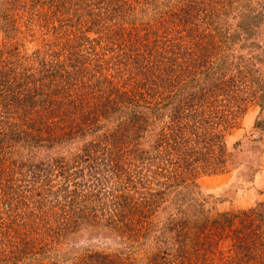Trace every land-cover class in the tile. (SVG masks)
Masks as SVG:
<instances>
[{"label": "trees", "instance_id": "trees-1", "mask_svg": "<svg viewBox=\"0 0 264 264\" xmlns=\"http://www.w3.org/2000/svg\"><path fill=\"white\" fill-rule=\"evenodd\" d=\"M14 1L0 0V18L12 23L14 25L13 30H16V18L12 13L17 8ZM154 1H160L163 4L160 5L164 7L167 5L174 6V4L181 5L182 7H177V10L176 8L173 9L172 14H178L179 12L181 14L183 11L184 15H182L181 20L186 24L194 22L195 16L199 13L198 0ZM224 1H227L224 4L229 7L224 8L221 15L229 14L235 6H242L232 0ZM84 2L88 5L91 4V0H48L46 3L50 6H59V3H63V7L69 5L71 10H69L67 16L68 19L60 20L61 25L63 23L68 25L67 22H79L80 19H83L82 16L85 13H91L90 10L85 8ZM103 3L101 0H92V5L96 7V15L93 16L95 25L103 29L109 42L113 38L111 33H119L120 30V36L116 38L123 40L119 43V50L117 49L116 52L114 51L110 55H104L106 66L103 69L109 72V77H117L122 79L123 82L119 83V86L109 83V85H106L107 87H100L103 89L104 96L100 97L101 106L98 110L94 109L93 116L89 119L90 126L88 129L93 134H97L98 130L95 129L106 124L110 126L104 129L103 134L96 135L92 138L93 140L85 143L84 147L81 148V152L73 155L75 157L73 162L77 163L76 165H78V162L85 164L88 157L90 161L97 158L92 152L93 149L99 146L104 148L100 155L101 159L89 165L91 175L88 177L92 178L94 185L88 186L89 178H84L85 174L82 173L84 168L73 166L62 155L40 159L38 162L35 161V149L40 146L51 147L52 140L55 138L53 134L56 126L49 123L53 111L47 109V105L62 106L63 102L55 101L50 97L49 83L45 91L43 90V82H36V78L31 73H18L16 68L18 62L12 59L13 56H16L14 55L15 51L12 48L7 49V44L10 41L14 42L15 37H12L11 34V36H5L6 40L7 38L9 40L5 41L6 43L4 42L5 48H0V53L5 54L3 57L0 56V104L3 107L0 117V153L2 157L4 156L5 159L10 160L8 167L0 164V264H8L7 259H2L3 256H10L11 261H15L29 256L30 253L48 251L50 247H55L57 243L66 238L69 231L77 225L82 223L94 225L95 206L103 208L100 204L103 195L111 201L110 205L114 206L112 212H107L111 213V216L106 217L104 226L109 224L114 233L122 234L125 239L132 241V243L133 241L138 242V248L144 244L143 241H140L142 236L149 242L151 239L150 243H154L153 245L160 246L158 251L151 255V261H148V264H160L161 260L165 264H179L178 261H174L177 257L186 259L181 263L195 264L193 259L189 257V248L190 251H193L192 256L194 254H197L195 256L197 258L209 256L212 254L210 248L213 245V241L210 240L211 236L225 228H229V231L235 234L237 243L235 254L223 259L222 262L226 260L224 264H264L263 202L248 210H239V213L225 215L218 221L215 219L205 221V218L200 217L198 213H192V210H186L185 205H183L180 207L181 216L178 218L180 220L175 219L174 215L171 216L168 224L165 227L158 228L159 233L157 235L153 234L151 237V230L155 228L152 224L153 207L159 205L160 202L156 195L161 192H157L155 183L150 184L144 173L136 181L139 186L131 181L130 173L132 174L144 168L141 163L145 160V153L140 150L141 154H137L138 150L132 148V145L133 143L138 145L142 139L148 140L149 137H152L153 128L156 127L154 122L155 112L157 111L156 104L160 105L159 100L152 99L149 102L146 94L152 95L156 90L152 93L154 85L150 82L145 83L141 79L147 78L149 71L152 74L156 72L163 73V69L162 67L159 69L157 66L160 60L152 61L151 54L146 58L145 53L140 52V47L146 43L135 46L132 43V41H135L132 31L124 25L116 26L114 19L122 16L119 1L116 0V2L100 8ZM201 11L206 14V7H203ZM132 12L128 9L127 14ZM238 16L240 22L237 24L243 29L244 35L248 39H255V41H250L253 49L247 55L245 61L250 64L247 67L248 70L255 68L257 77L249 78L248 75H245L244 78L241 76L227 78L224 77L223 71H219L218 75L214 76L215 78H211L213 86L218 84L219 89L222 88V84L227 87L231 86V93H238L232 96L235 109L231 108V116L246 109V106L251 102L264 109V78H262L264 76V31L261 29L264 26V5H260V9H257V7L248 4L247 8L245 7L243 11H240ZM257 19H260L258 25ZM90 20L92 22V18ZM195 23L190 27L192 30L197 27L200 29L201 33L197 32V35L203 44L198 48L203 49V53H205L206 47L218 41L222 32L216 29L212 19L202 22V25L204 24L203 29L200 26L201 22ZM259 24L260 27H258ZM256 28H258V31H256ZM202 39H205V42ZM220 47L215 46L216 49ZM9 56L11 57L9 58ZM23 58L25 60V57ZM181 65L178 64V70ZM221 65L225 67L224 64L221 63ZM26 67L29 69L34 68L30 62ZM74 67L77 68L71 75L75 77L80 86L82 84L88 88L90 83L85 75L89 73L91 67L87 63H79ZM97 69L101 70L102 65H98ZM38 70L41 71V68ZM56 72L57 69L49 72L48 66L45 67L44 73L51 80L54 81L59 76H63V81L69 79L66 75H60ZM30 78L32 81H30ZM133 78L139 81L134 82ZM97 79V84L102 81L105 82L103 78ZM123 84L125 86L129 85V88L134 90L120 91L119 88H123ZM223 91L227 92L226 90ZM112 94H116V97L112 98ZM43 95L45 96L44 99ZM181 102H183L182 99ZM121 103H132L140 107L141 110L135 112L125 110L123 116H117L116 111H122L119 106ZM178 104H180V101H178ZM179 106L175 113H171L170 123H162L160 129L154 135L153 141L159 148L156 153L159 158L154 156L156 162L153 157L150 158L154 162H147L145 168H148L147 170L150 172L152 169L154 173L159 175L164 174L165 179L167 178L165 175L178 178L182 172H195V168H203L204 170H201L205 172L210 169H223L227 165L224 158L215 159V156L218 154L220 156L224 152L222 131L216 129L208 131L205 128L209 122L207 117L201 118L200 115H192L186 111L185 107ZM236 109H238L237 112H234ZM225 112H227L225 109L220 111L219 116H217L219 120L227 114ZM57 113L58 115H66L64 111L59 112L58 110ZM131 113L134 114L131 115ZM40 115L43 116L39 118ZM121 117L122 119H120ZM187 119L192 120L191 124ZM112 124L114 125L111 126ZM189 127L196 129L197 137L201 136L199 139L197 138V142L203 144L200 151L186 143L187 141L185 142L183 138L185 128ZM20 142H24V150L29 153L27 158L30 161L28 163V160L11 159L6 153L11 148H19ZM217 147L219 151L214 150ZM221 147L223 150H221ZM148 155H151V153ZM74 167L75 170H73ZM77 177L79 179L74 180ZM58 179H62V183L55 187L54 183ZM130 182H132L131 185H129ZM124 186H130V191H124ZM35 192H39L38 197L42 201L33 200L32 205L35 206L29 207L28 198L30 195L33 196ZM161 195L160 198H162ZM35 217L36 219L38 217V220L44 219V224L51 226H44L47 229L42 230L34 225L37 224ZM19 219L22 220V223ZM235 221H239L241 226L234 227L233 223ZM212 227L217 230L214 232ZM208 231H210V235ZM149 242L147 245H149ZM162 244L166 246L164 247ZM121 252L122 254L125 253L123 250ZM164 253L168 257H163ZM87 254V257L93 258L94 261L97 260V264H133V260L129 259L128 256L122 258L117 257L115 254L111 255L110 258H104L106 254L101 252L94 254L89 251ZM122 260L123 263H121ZM81 262L80 258L77 264Z\"/></svg>", "mask_w": 264, "mask_h": 264}, {"label": "rangeland", "instance_id": "rangeland-1", "mask_svg": "<svg viewBox=\"0 0 264 264\" xmlns=\"http://www.w3.org/2000/svg\"><path fill=\"white\" fill-rule=\"evenodd\" d=\"M47 1L15 0L14 3L17 8L12 13L16 18L17 29L13 30L14 25L12 23L0 18V48H5V43L9 40L8 38L6 40L5 36L8 37L7 35L11 34L12 37H15L14 42L10 41L7 44V49L12 48L15 51L14 55L16 56H13L12 59L18 62L16 66L18 73H31L36 78V82H43V90L45 91L49 83L50 97L55 101L63 102L62 106L47 105V109L53 111L49 123L56 126L57 129L55 127L53 134L55 138L52 140L51 147L40 146L35 149V161L38 162L40 159L62 155L73 166L84 168L82 171L85 174L84 178H89L88 176L91 175L89 165L101 159L100 155L104 148L99 146L93 149L92 152L97 158L90 161L88 157L85 164L78 162V165H76L77 163L73 162L75 160L73 155L81 152V148L84 147L85 143L93 140L92 138L96 135L103 134L104 129L110 126L106 124L95 129L98 130L97 134H93L88 129L90 126L89 119L93 116L94 109L98 110L101 106L100 97L104 96L103 89L100 87H107L106 85H109V83L119 86V83L123 82L122 79L117 77H109V72L103 69L106 66L104 55H110L120 49L119 43L123 40L116 37L120 36L121 30L119 33H111L110 31L113 38H111L112 42H109L103 29L94 23L93 16L96 15V7L92 5V0L90 5L84 2L85 8L90 10L91 13H85L82 16L83 19H80L79 22H67L68 25H64L63 22V25H61V21L68 19L67 16L69 10H71L69 5L63 7V3H59V6H50L46 3ZM118 1L122 16L114 19L116 26L124 25L132 31L135 39L132 43L135 46L146 43L140 47V52H144L146 58L151 54L152 61L160 60L161 63L159 61L157 66L159 69L161 67L163 69V73L156 72L152 74L149 71L148 77L141 79L145 83L150 82L154 85L152 93L156 90L152 95L146 94L149 102L152 99L159 100L160 105L156 104L157 111L154 116L156 127L153 128L152 137H149L148 140L142 139L138 145L135 143L132 145V148L138 150V152L136 151L137 154H141L140 150H142L146 157L141 163L144 168L132 174L130 173L131 181L139 186L136 181L144 173L150 184L155 183L157 192H161L156 195L160 202L159 205L153 207L152 224L155 228L151 230V237L153 234L157 235L159 233L158 228L165 227L168 224L171 216L174 215L175 219H178L181 216L180 207L183 205H185L186 210H192V213H198L200 217L205 218V221H210L209 219L218 221L225 215L239 213V210H248L258 203H264V109L251 102L246 106L245 111L237 112L238 109H236L234 112H237V114L231 116V108L235 109L232 96L238 93H231V86L227 87L222 84L221 89L217 87L218 84L213 86L211 79L218 75L219 71H223L224 77L227 78L235 76L244 78L245 75H248L249 78H255L257 75L255 68L248 70L247 67L250 64L245 61L247 55L253 49L250 41H255V39H248L237 23L240 22L238 16L240 11H243L245 7L247 8L248 4L260 9V5H264V0H232L242 6H235L229 14L225 13L223 15H221L223 9L229 7L224 4L227 1L198 0L199 13L193 21L196 23L201 22L200 26L203 29L204 24L202 25V22L212 19L216 29L222 32L221 38L206 47L205 53H203V49L198 48L203 44L197 35V32L201 33L200 29L197 27L192 30L190 26H193L194 22L186 24L181 20L182 15H184L183 11L181 14L180 12L172 14V10H175V8L177 10V7H182L181 5L174 4V6L167 5L164 7L161 6L163 4L160 1L154 0ZM101 2H104L100 7L103 8L105 5L116 2V0H101ZM203 7L207 9L206 14L201 11ZM127 8L133 12L127 14ZM256 21L258 25L260 19ZM82 25L83 27H81ZM258 27H260V24ZM261 29L264 31V26ZM256 31H258V28H256ZM202 40L205 42V39ZM215 46L221 47L216 49ZM23 57H25V60ZM29 62L34 68L29 69L26 67ZM79 63H87L91 67L89 73L85 75L90 83L88 88L82 84L80 86L75 77L71 75L77 68L74 66ZM100 64L102 65L101 70L97 69ZM178 64L185 67L181 65L178 70ZM47 66L49 72L57 69L56 73L66 75L69 79L63 81V76H59L56 80H51L44 73ZM40 68L41 71L38 70ZM97 78H103L108 83L102 81L97 84ZM136 78L138 79V76ZM137 79L133 78V81H139ZM30 81H32L31 78ZM129 87V85H124L123 88L120 87L119 89L120 91L134 90ZM111 97L115 98L116 94H112ZM181 99L183 102H181ZM178 101H180L181 106H179ZM174 103L177 105L176 108ZM119 106L122 111H116L117 116H123L125 110L130 112L141 110L140 107L132 103H121ZM178 106L185 107L186 111L192 115H200L201 118L207 117L209 122L205 128L208 131L212 129L222 131L224 152L220 156L219 154L215 156V159L224 158L227 165L223 169H210L205 172L203 168H195V172H182L178 178L165 175L167 177L165 179L164 174L159 175L154 173L152 169L150 172L147 170L148 168H145L147 162L155 161L154 156L159 158V155L156 154L159 148L153 141L154 135L160 129L162 123H170L171 113H175ZM224 109L227 114L219 120L217 116ZM2 110L3 107L0 104V117ZM58 110L59 112L64 111L66 115H58ZM42 116L40 115L39 118ZM187 121L190 124L192 122L191 119H187ZM185 129L183 135L185 142L187 141L186 143L200 151L203 144L198 143L197 140L201 136L197 137L196 129L193 127ZM4 130L6 129L4 128ZM214 150L219 151V148L217 147ZM221 150H223L222 147ZM6 153L11 159L28 160L27 163L30 161L27 158L29 153L24 150V142H20L19 148H11ZM150 153L151 155H148ZM152 157L154 161L150 159ZM0 164L5 165V167L10 164V160L5 159L4 156L2 157L1 153ZM75 167L73 170H75ZM78 179V177L74 178V180ZM92 181V178H89L88 186L93 184ZM61 183L62 179H58L55 181L54 186L57 187ZM124 191H130V186H124ZM38 194L39 192H35L33 196L30 195L28 198L29 207L35 206L32 205L33 200H41ZM160 195L162 198H160ZM103 196L102 201H100L103 208L95 206L94 225L88 223L77 225L69 231V235L62 239L60 243H57L55 247H50L48 251L43 253H30L29 256L15 261H11L10 256H3L2 259H7L8 264H77L81 258L82 262L80 264H97V260L94 261L93 258L87 257V253L90 251L94 254L104 253L106 254L104 258H110L111 255L116 254L117 257H130L129 259L133 260V264H148V261H151V255L157 252L160 246L153 245L154 243H150L151 239L149 242L142 236L140 241H143L144 244L138 248V242L133 241L132 243V241L125 239L122 234L114 233L109 224L104 226L106 217L111 216V213L107 212H112L114 206L110 205L111 201ZM34 219L37 223L34 225L42 230L47 229L44 226H51L44 224V219L38 220V217ZM19 221L22 223V220L19 219ZM233 226L240 227L241 224L239 221H235ZM212 228L214 232L217 230L214 227ZM208 232L210 235V231ZM217 232L210 238L213 245L210 248L212 254L209 256L197 258L195 257L197 254L192 256L193 251H190L189 248V257L193 259L195 264H224L226 260L222 262L223 259L235 254L237 243L235 234L229 231V228ZM148 242L149 245H147ZM121 250L125 253L122 254ZM166 251L168 252V250ZM163 257L168 256L164 253ZM174 261L184 264L181 262L186 261V259L177 257ZM121 263H123V260ZM160 264L165 263L161 260Z\"/></svg>", "mask_w": 264, "mask_h": 264}]
</instances>
